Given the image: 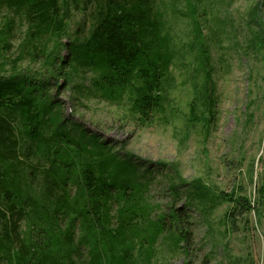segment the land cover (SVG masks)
I'll return each mask as SVG.
<instances>
[{
    "label": "trees",
    "instance_id": "16d2710c",
    "mask_svg": "<svg viewBox=\"0 0 264 264\" xmlns=\"http://www.w3.org/2000/svg\"><path fill=\"white\" fill-rule=\"evenodd\" d=\"M156 2L0 0V7L12 13L0 32V43L13 38L19 20L27 25L26 41L34 43L44 35L61 37L72 9L95 11L89 35L70 44L67 60L47 76L0 75V261L151 264V257L140 252L154 248L162 236H169L176 247L189 243L180 210L155 219L144 213L143 194L151 173L80 127L68 128L59 115L61 106L51 96L54 83L61 87L58 78L68 62L70 69L95 74L87 87L90 94L110 103L126 99L143 124L160 115L173 53ZM254 40L264 49V35L258 32ZM203 90L201 109L209 114L208 128L215 108L209 70ZM195 109L192 103L193 115ZM42 161L49 165L40 168ZM191 189V197H186L190 208L216 203L217 197L200 181ZM173 190L180 195L178 188ZM259 191L264 193V183ZM241 194L234 191L218 198L230 204V221L254 209L252 200ZM37 226L42 233L36 235ZM83 248L88 249L87 257Z\"/></svg>",
    "mask_w": 264,
    "mask_h": 264
},
{
    "label": "rangeland",
    "instance_id": "374dc122",
    "mask_svg": "<svg viewBox=\"0 0 264 264\" xmlns=\"http://www.w3.org/2000/svg\"><path fill=\"white\" fill-rule=\"evenodd\" d=\"M156 8L173 53L163 112L143 124L126 99L110 103L90 94L95 74L70 69L67 62L57 75L61 87L54 83L51 91L61 121L151 173L142 200L148 219L180 210L189 243L176 247L162 236L140 252L151 264H264V49L254 40L256 33L264 35V0H157ZM94 13L90 7L84 14L72 9L61 37L44 35L34 43L26 41L27 25L17 21L13 38L0 43V75L47 76L67 60L70 44L89 35ZM9 16L0 7V32ZM206 70L215 104L208 128L209 114L201 109ZM197 181L217 197L214 205L190 208L186 197ZM234 191L248 196L254 209L230 221V204L218 198ZM21 226L26 228L24 221ZM40 231L37 226L35 234ZM83 251L87 257L88 249Z\"/></svg>",
    "mask_w": 264,
    "mask_h": 264
}]
</instances>
